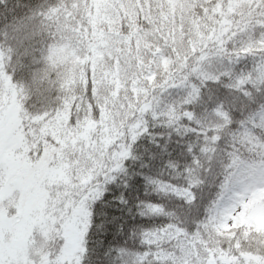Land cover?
I'll use <instances>...</instances> for the list:
<instances>
[{"label": "trees", "instance_id": "16d2710c", "mask_svg": "<svg viewBox=\"0 0 264 264\" xmlns=\"http://www.w3.org/2000/svg\"><path fill=\"white\" fill-rule=\"evenodd\" d=\"M131 1L126 11L116 7L115 34L121 45L119 49L116 47L113 58L116 69L127 82L121 86L107 84L100 99L96 98L97 84L93 77L96 34L91 20L92 0H0V40L6 26L20 23L50 39L51 46L72 39L83 64L73 88L62 89L67 99L73 97L75 104L70 106L63 131L77 148V142L83 141L86 148L95 150L99 145L100 150L106 151L120 140L123 128L133 117H143L144 112L159 102L164 109L165 127L156 131H163L162 145L171 144L173 147L168 151L175 152L169 160L170 171L165 179L170 176L194 186L203 183L204 195L210 196L215 192L214 181L222 176L228 163L224 144H217L215 138L227 133L225 142L237 159L248 158L257 164L264 159V117L251 121L247 131L228 127L236 107L231 101L248 95V90L242 87L248 78L247 69L264 56V7H260L261 0ZM157 56L168 59L165 67ZM25 63L30 60L26 59ZM43 70L55 78L56 71L49 62ZM8 71L16 74L14 83L23 84L25 89L29 87V74L20 72L17 59ZM261 79L264 72L258 74L257 81ZM57 93L53 88V97ZM77 113V127L71 128L68 121ZM167 125L174 132L171 138ZM30 129L20 132L25 136ZM39 131L38 137L50 138L46 139L48 146L59 144L51 132ZM210 160L214 169L211 173L208 171ZM196 195L200 197L199 187ZM247 198L249 203L238 199L243 207L232 233L227 231L220 236L214 235L212 226L235 213L234 205L227 206L223 212L216 210L215 202L201 206L199 211L193 205L190 211L185 209L179 215L172 209L153 205L146 214L159 216L160 220L154 223L164 226L135 233V242L130 239L128 247L135 251L146 246L161 264L170 261L173 253L190 256L195 264H200L202 259L204 264H216L217 260L227 264L231 259L227 255L229 251L264 244L261 206L264 188L253 190ZM187 199H192L190 192ZM170 228L175 232L172 236L167 233ZM197 238L206 245L202 254L190 246ZM136 264H139L138 258Z\"/></svg>", "mask_w": 264, "mask_h": 264}, {"label": "snow or ice", "instance_id": "6c2138e0", "mask_svg": "<svg viewBox=\"0 0 264 264\" xmlns=\"http://www.w3.org/2000/svg\"><path fill=\"white\" fill-rule=\"evenodd\" d=\"M260 7H264V0ZM2 34L0 193L7 188L13 195H0V264H136L137 258L139 264H161L146 246L135 251L128 247L130 239L135 242V233L164 226L154 223L159 216L146 214L149 207L157 205L179 215L193 205L199 211L201 206L215 202L218 212L231 205L238 211V199H247L248 193L264 188V159L259 164L248 158L237 159L225 142L227 133L215 138L217 144H224L228 163L214 181L215 192L210 196L204 195L203 183L194 186L170 176L165 179L175 152L168 151L171 144L162 145L163 131H156L165 127L159 102L143 117H133L120 140L106 151L99 145L95 150L86 148L83 141L77 142L78 149L69 144L60 158L63 161L67 157V173L62 183L53 184L52 171L64 165L53 160L49 166L46 158H39L38 149L35 154L29 150L25 156L14 140L21 130L31 128L38 133L46 122L54 121L67 99L62 81L43 70L50 60L51 40L26 23L6 26ZM14 59L20 64V72L29 74L27 89L14 83L16 74L8 71ZM26 59L30 63H25ZM260 72H264V56L247 69L248 78L242 87L248 95L231 101L236 107L229 129L247 131L251 121L264 117V79L257 81ZM53 88L58 90L55 97ZM78 118L79 113L70 116L68 126L76 128ZM167 127L171 138L172 126ZM208 171H214L211 160ZM189 192L191 200L187 199ZM170 255L172 259L163 264H195L190 256ZM227 255L231 257L227 264H264V244L247 250L236 248ZM200 264H204L203 259Z\"/></svg>", "mask_w": 264, "mask_h": 264}, {"label": "rangeland", "instance_id": "374dc122", "mask_svg": "<svg viewBox=\"0 0 264 264\" xmlns=\"http://www.w3.org/2000/svg\"><path fill=\"white\" fill-rule=\"evenodd\" d=\"M249 0H238V2H248ZM94 4V16L92 17V25L96 34V41L93 50V63H94V74L93 77L96 80V98L100 99L104 89L107 88V84H118L123 85L127 82L126 78L122 76L116 69V62L113 61L116 47L119 49L121 45L120 38L115 31L117 30V10L116 7L122 11H126L127 3L132 4L131 0H92ZM121 6V7H119ZM161 60L163 66L167 65L168 59L162 56H157ZM49 63L54 68L55 75L54 79H60L63 87L68 91L73 88L80 76L81 67L83 64L81 55L78 49L75 47L72 39L68 38L54 44L51 47ZM134 92L138 93L137 89L134 88ZM73 103V97L66 99L65 107L56 116L54 121H48L43 125L40 130L44 133L51 132L55 142H58L57 146H48L46 139L40 136V131L33 132L30 129L27 135H22L19 131L16 134L15 143L20 147L21 153L27 156L29 150L33 154L36 153L37 149L40 152L39 158H46L51 166L53 160H57L64 166H57L52 171L53 184L57 182H63L64 177L67 173V157H64L63 161L60 158L63 156V149L69 144L77 148V145L72 143L70 138H67L68 133H64L63 129L66 126L68 113L70 106ZM87 105V104H86ZM88 106L85 108L87 109ZM38 141V142H36ZM56 144V143H54ZM78 149V148H77ZM55 154V155H54ZM74 163V162H73ZM0 195L5 198L11 197L13 193L9 189H4ZM249 203V198L245 199ZM261 206L264 210V200L261 202ZM243 206H240L239 210L233 213L229 218L222 222L212 226V230L215 236L223 235L224 232L232 233V229L235 225L236 218L238 217L240 210ZM264 213V211H263ZM167 233L172 236L175 232L170 228ZM192 250L198 252V254L204 253L205 243L200 241L198 238L191 242Z\"/></svg>", "mask_w": 264, "mask_h": 264}]
</instances>
